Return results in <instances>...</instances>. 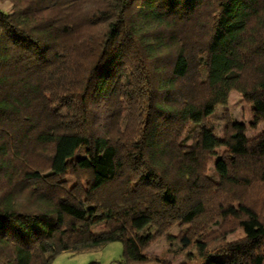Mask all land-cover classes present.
Instances as JSON below:
<instances>
[{"label":"trees","instance_id":"trees-1","mask_svg":"<svg viewBox=\"0 0 264 264\" xmlns=\"http://www.w3.org/2000/svg\"><path fill=\"white\" fill-rule=\"evenodd\" d=\"M0 2V264H264V131L211 122L237 92L264 125V0Z\"/></svg>","mask_w":264,"mask_h":264},{"label":"rangeland","instance_id":"rangeland-1","mask_svg":"<svg viewBox=\"0 0 264 264\" xmlns=\"http://www.w3.org/2000/svg\"><path fill=\"white\" fill-rule=\"evenodd\" d=\"M0 8L9 12L11 6L0 2ZM225 112L229 114L233 122L243 123L247 128V138L251 139L264 131V125L254 124V108L251 107L243 97L232 92L229 97L228 105L225 108H218L215 115L211 118V122L216 129L217 136L223 138L224 129L226 127ZM191 142H188L190 145ZM217 152H224V148H220ZM81 156L84 155L82 150ZM210 174L215 175L214 166L210 165ZM218 180V178H216ZM73 183V182H72ZM257 195L261 190L256 191ZM221 225V223H220ZM220 225H214L210 231L217 232L220 230ZM177 229L171 231L174 236L178 235ZM246 228H235L227 234L228 242H236L245 237ZM148 255L161 259L166 264H206L207 258H203L197 247H192L186 251H181L178 248V243L171 242L166 236L158 237L147 249ZM123 260V244L119 241L112 242L104 248L98 250L85 251L83 253L72 255L64 252L56 257L52 264H90L99 262L101 264H119ZM216 261H222V258H215ZM157 264V263H154Z\"/></svg>","mask_w":264,"mask_h":264}]
</instances>
